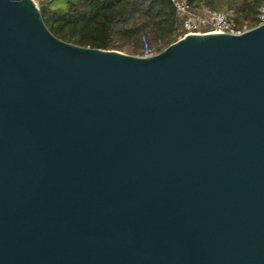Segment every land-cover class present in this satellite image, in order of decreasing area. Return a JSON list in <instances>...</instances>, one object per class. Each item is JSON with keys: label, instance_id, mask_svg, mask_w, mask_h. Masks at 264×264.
Instances as JSON below:
<instances>
[{"label": "water", "instance_id": "obj_1", "mask_svg": "<svg viewBox=\"0 0 264 264\" xmlns=\"http://www.w3.org/2000/svg\"><path fill=\"white\" fill-rule=\"evenodd\" d=\"M0 264H264V22L131 55L0 0Z\"/></svg>", "mask_w": 264, "mask_h": 264}, {"label": "trees", "instance_id": "obj_2", "mask_svg": "<svg viewBox=\"0 0 264 264\" xmlns=\"http://www.w3.org/2000/svg\"><path fill=\"white\" fill-rule=\"evenodd\" d=\"M264 0H187L191 7L225 9L235 29L257 24ZM48 31L83 47L131 55L156 53L180 35L181 17L168 0H40Z\"/></svg>", "mask_w": 264, "mask_h": 264}, {"label": "built area", "instance_id": "obj_3", "mask_svg": "<svg viewBox=\"0 0 264 264\" xmlns=\"http://www.w3.org/2000/svg\"><path fill=\"white\" fill-rule=\"evenodd\" d=\"M40 0H32L38 8ZM176 14L181 17L180 35L199 32L239 33L246 30L245 26L235 29L225 9L211 10L204 6L191 7L187 0H168ZM257 24L264 22V1L258 6L256 13ZM256 24V25H257Z\"/></svg>", "mask_w": 264, "mask_h": 264}]
</instances>
